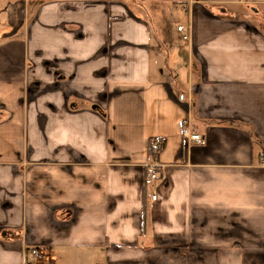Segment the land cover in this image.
<instances>
[{
	"label": "crops",
	"instance_id": "1",
	"mask_svg": "<svg viewBox=\"0 0 264 264\" xmlns=\"http://www.w3.org/2000/svg\"><path fill=\"white\" fill-rule=\"evenodd\" d=\"M0 264H264V0H0Z\"/></svg>",
	"mask_w": 264,
	"mask_h": 264
},
{
	"label": "built area",
	"instance_id": "2",
	"mask_svg": "<svg viewBox=\"0 0 264 264\" xmlns=\"http://www.w3.org/2000/svg\"><path fill=\"white\" fill-rule=\"evenodd\" d=\"M186 28H183L181 30L182 33V40L183 41H188V35L185 33L186 32ZM182 133L184 135L185 138H187L188 141H192L198 144H202L204 142V136L200 133H198L196 130L189 128L187 125L182 129ZM160 147V144L157 143L155 148L156 150ZM159 167L157 166L156 163L154 162H150L146 165V176L144 178V184L147 187H154L155 183L158 181L159 179ZM151 199L155 200L156 199V195L152 194L151 195ZM42 256V254L39 252L38 249H32L27 255H26V259H28L29 261H34L37 259H40Z\"/></svg>",
	"mask_w": 264,
	"mask_h": 264
},
{
	"label": "rangeland",
	"instance_id": "3",
	"mask_svg": "<svg viewBox=\"0 0 264 264\" xmlns=\"http://www.w3.org/2000/svg\"><path fill=\"white\" fill-rule=\"evenodd\" d=\"M140 4H141V2H140ZM148 4V7L151 9V12L152 13H154V9L153 8H155V6L153 5V3H147ZM142 6H140V8H141ZM141 12V11H140ZM155 14V13H154ZM156 20H160V18H155ZM162 24H164L163 23V21H162Z\"/></svg>",
	"mask_w": 264,
	"mask_h": 264
},
{
	"label": "trees",
	"instance_id": "4",
	"mask_svg": "<svg viewBox=\"0 0 264 264\" xmlns=\"http://www.w3.org/2000/svg\"><path fill=\"white\" fill-rule=\"evenodd\" d=\"M150 151H151V154H152V156H153V153H155V152H153V151H154V149H153V146H152V144H150Z\"/></svg>",
	"mask_w": 264,
	"mask_h": 264
}]
</instances>
